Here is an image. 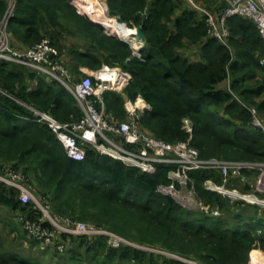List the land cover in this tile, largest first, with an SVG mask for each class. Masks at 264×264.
Instances as JSON below:
<instances>
[{"label":"trees","instance_id":"16d2710c","mask_svg":"<svg viewBox=\"0 0 264 264\" xmlns=\"http://www.w3.org/2000/svg\"><path fill=\"white\" fill-rule=\"evenodd\" d=\"M80 1L17 0L9 21L13 45L34 46L48 36L62 51L65 37L78 39L70 47L68 60L76 76L83 74L81 67L95 70L103 64L132 75L123 92H104L108 115L126 118V97L136 100L141 96L151 107L141 117V125L156 137L169 142L190 140L204 158L264 161V133L251 126L252 115L246 106H256L264 115V65L260 63L264 39L253 21L228 17L226 45L208 36L205 18L197 10L185 9L175 15V0H107L111 15L129 27L141 28L145 44L137 55L126 42L132 37L137 41L135 29L98 22L84 9L94 22ZM226 6L220 0V7ZM6 8V1L0 0V19ZM101 24L115 35L106 33ZM185 41L200 47L201 61L193 62L179 51ZM226 80L228 87L223 86ZM31 81L36 82L33 88ZM0 89L11 95L0 91V161L33 178L37 194L55 212L95 223L144 245L192 257L200 264H248L252 250L264 251V210L257 213L258 206L248 204L249 211L253 210L249 215L242 208L233 220L224 218L228 199L204 186L209 178L219 181V175L191 173L200 199L211 207L219 206L222 212L218 217L202 215L160 190L162 186L178 187L169 176L173 164H158L154 173H147L91 146H86L83 160L68 156L54 131L35 120L33 111L18 101L62 122L80 120L83 113L75 97L56 80L0 60ZM185 119L195 124L191 133L185 128ZM0 206L30 219L40 214L32 204H23L15 189L3 184ZM60 237L67 243L65 256L70 262L188 264L129 245L113 248L104 237L79 242L86 247L88 256H84L72 242L87 237ZM256 253L260 251L254 250L252 256ZM0 264L49 263L10 249L0 234Z\"/></svg>","mask_w":264,"mask_h":264},{"label":"built area","instance_id":"2783aa9c","mask_svg":"<svg viewBox=\"0 0 264 264\" xmlns=\"http://www.w3.org/2000/svg\"><path fill=\"white\" fill-rule=\"evenodd\" d=\"M5 1L7 8L0 19V60L24 66L30 71L45 75L50 81L56 80L73 94L82 110L83 116L80 120L62 122L49 112L18 100L33 111L35 120L46 123L54 131L68 156L83 160L86 146H91L100 153L111 155L126 165L136 166L147 173H154L158 164H173L175 168L170 171L169 176L178 187L162 186L166 189L162 192H169L168 194L178 192L181 194V200L173 195L178 201L193 207L202 215L218 217L222 212L219 206L211 207L200 199L195 179L191 174L193 171H208L219 175V181L209 178L204 182V186L221 194L229 202L242 201L264 208V161L204 158L190 140L169 142L156 137L141 125V117L149 105L141 96L136 100L126 97L124 102L126 118L117 119L108 115L103 102L104 92L107 90L123 92L132 75L120 67L103 64L95 70L81 67L83 74L78 77L73 73L65 54L48 36L43 37L34 46L15 47L9 31V21L15 14L17 0ZM186 1L205 18L208 36L226 45L229 44L230 37L227 18L234 15L253 21L264 39V0H225L228 6L221 12H215L197 0ZM260 63L264 65V59ZM0 91L7 93L2 89ZM246 106L252 115L251 126L264 133V115L256 106ZM184 122L185 128L191 133L192 121L185 119ZM0 184L15 189L23 204H32L34 209L40 211L35 219L20 214V220L29 234L42 241L45 247H53L61 253L67 252V243L61 239V234L95 239L104 237L113 248L132 245L127 238L112 230L55 212L49 202L43 201L37 195L34 179L12 164L0 163ZM139 248L149 252L147 245ZM171 257L190 262L188 264H199L182 256Z\"/></svg>","mask_w":264,"mask_h":264},{"label":"rangeland","instance_id":"374dc122","mask_svg":"<svg viewBox=\"0 0 264 264\" xmlns=\"http://www.w3.org/2000/svg\"><path fill=\"white\" fill-rule=\"evenodd\" d=\"M203 1L208 4V5H204V6L211 8L215 12H221V10L224 9L223 7H220V0H199L198 2L199 3L201 2L203 5V4H205ZM104 2L106 3V10H105L104 15L107 14L109 16H112V17L116 18L117 23L119 25H125V26L129 27L125 22H123L122 20H119L116 16L111 15L109 13V10H108L107 0H105ZM175 2L178 4V12L175 15L180 14L185 9L193 10L186 0H175ZM80 3L82 6V10L84 12H85L84 9H86L87 12L90 13L91 15L94 16L96 14L93 12H89V9L87 8L84 0H81ZM227 6H228V3H227ZM85 14L88 15L86 12H85ZM103 27L105 28V26H103ZM129 28L136 29L135 27L134 28L129 27ZM105 32L113 35V33L109 32L107 30V28H105ZM136 32H137V30H136ZM137 35H136L137 41L133 42L134 41L133 37L130 38L129 41H126V40L125 41L130 44V46L134 50V53L139 55L140 54L139 50L143 46V43H142V40L140 41V39ZM77 43H79V40L75 39L73 37H69V38L65 37V39H63L61 41V45L63 46L61 52L63 54H65V56L68 60H70V54H69L70 47L73 46L74 44H77ZM135 45H137V47H135ZM199 48H200L199 46H197L191 42L185 41L184 45L179 48V51H181L184 54L185 53L192 54V53H196L197 50H199ZM85 70H87V69H85ZM223 86L228 87V83L227 82L223 83ZM0 163H2V161H0ZM35 184H36V182H35ZM160 190L166 191V189L164 187L160 188ZM180 190L181 189H179V191ZM170 194H172V193H170ZM172 195H174L177 199L181 200V194H178V192H177V194L173 193ZM38 196L42 199L44 198L43 196H40V195H38ZM228 204H229V211H225V215H224L225 217L224 218H229V220H233L235 215L243 212L244 210L242 208H246V210H247L246 215H249L250 211L253 212V210L249 211L248 203L242 204L241 202H233V203L229 202ZM257 206H258V208H256L255 211L257 213H262L264 208L260 205H257ZM186 207L192 209L193 211H196L191 206L186 205ZM196 212H198V211H196ZM244 218H247V217L244 215ZM0 234L5 239L6 246L9 247L10 249H17L20 252H22L23 254H27V256H30V257L33 256V257L39 258L43 262H47L49 264H80L81 263L80 259L73 260L70 262L68 260L67 256H65L68 254V252L67 253H61L53 247L52 248L51 247H45V244L42 241L36 240L26 230V228L24 227V223H22L20 220L19 212L13 211V210L6 208L4 206H0ZM93 240H95V238H88V237H87V239L86 238H84V239L78 238L77 240H74L72 242V244L74 245V243H75L74 247L77 248L75 250H77L78 252H80L84 256H88L85 245L79 246V242L81 243V242H87V241H93ZM128 240L130 241V243L132 244L131 246H133V247L136 246L139 248L140 246H144V244H141L137 241H134L133 239L132 240L128 239ZM147 246L149 247V252H154L156 254L166 255L168 257H171V255L179 256V254L169 252L165 249H161V248L156 247L154 245H148L147 244ZM254 250L259 251V249H254ZM254 250L252 252H254ZM261 251H263V250H260V253H256V254H254V256H251L248 264H251V262H252V264L253 263L256 264L255 262H257L256 260L258 259V257H255V256L259 255V254H263ZM166 252H168V253H166ZM184 258L191 260V262L196 261L199 264L201 263L200 261H198L197 259H194L192 257H184ZM263 261L264 260H262L261 264L263 263ZM188 263H190V262H188ZM81 264H88V263H87V261L86 262L84 261V263H81Z\"/></svg>","mask_w":264,"mask_h":264},{"label":"bare ground","instance_id":"6f19581e","mask_svg":"<svg viewBox=\"0 0 264 264\" xmlns=\"http://www.w3.org/2000/svg\"><path fill=\"white\" fill-rule=\"evenodd\" d=\"M104 1L103 0H84L87 8L89 9V12L96 13L94 15V18L96 19V21L108 24L110 26H115V27L122 26V25H119L117 23V20L115 18H112V16H109L107 14L104 15L105 10H106V5ZM255 257H258V259L256 260L257 262H255L256 264H261L262 260H264L263 254L256 255ZM262 264H264V261Z\"/></svg>","mask_w":264,"mask_h":264},{"label":"crops","instance_id":"0c3cea01","mask_svg":"<svg viewBox=\"0 0 264 264\" xmlns=\"http://www.w3.org/2000/svg\"><path fill=\"white\" fill-rule=\"evenodd\" d=\"M136 29L135 30H137V28L138 27H135ZM139 37V36H138ZM139 39H140V41L142 40V43H143V45L145 44V38L143 39V38H141V37H139ZM186 57H188L191 61H193V62H196V61H201V57H200V51L199 50H197V52L196 53H192V54H188V53H185L184 54ZM85 68V67H84ZM225 82H227L228 84H229V81L228 80H226ZM224 82V83H225ZM36 86V82L35 81H31L30 82V88H33V87H35ZM147 105H148V103H146ZM146 108H148V110L151 108L150 107V105H148V106H146ZM261 249H259V251H260ZM262 253H264L263 251H261Z\"/></svg>","mask_w":264,"mask_h":264},{"label":"water","instance_id":"95a60500","mask_svg":"<svg viewBox=\"0 0 264 264\" xmlns=\"http://www.w3.org/2000/svg\"><path fill=\"white\" fill-rule=\"evenodd\" d=\"M91 19H92V18H91ZM92 20H93V19H92ZM93 21H94V20H93ZM94 22H96V21H94ZM96 23H97V22H96ZM98 24H100V23H98ZM101 25H102V24H101ZM137 32H138V33H137V34H138L137 36H139V37H141V38L144 39V36L142 35V31H141V28H140V27L137 28ZM113 35H115V34H113ZM117 37H119V36H117ZM119 38H121V37H119ZM121 39H123V38H121ZM123 40H124V39H123ZM124 41H125V40H124ZM147 110H148V108L145 109V112H146ZM194 125H195L194 122H191V123H190V126H191V127H194Z\"/></svg>","mask_w":264,"mask_h":264}]
</instances>
